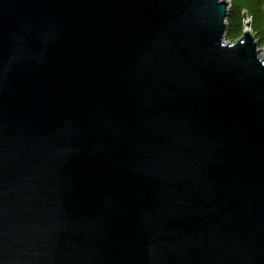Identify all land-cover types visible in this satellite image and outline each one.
Masks as SVG:
<instances>
[{
    "label": "water",
    "instance_id": "water-1",
    "mask_svg": "<svg viewBox=\"0 0 264 264\" xmlns=\"http://www.w3.org/2000/svg\"><path fill=\"white\" fill-rule=\"evenodd\" d=\"M230 0H0V264H264V47Z\"/></svg>",
    "mask_w": 264,
    "mask_h": 264
},
{
    "label": "trees",
    "instance_id": "trees-1",
    "mask_svg": "<svg viewBox=\"0 0 264 264\" xmlns=\"http://www.w3.org/2000/svg\"><path fill=\"white\" fill-rule=\"evenodd\" d=\"M243 10L247 11L246 17L251 18L252 31L260 47H264V0H230L226 40L234 42L242 35Z\"/></svg>",
    "mask_w": 264,
    "mask_h": 264
},
{
    "label": "rangeland",
    "instance_id": "rangeland-1",
    "mask_svg": "<svg viewBox=\"0 0 264 264\" xmlns=\"http://www.w3.org/2000/svg\"><path fill=\"white\" fill-rule=\"evenodd\" d=\"M262 54H264V52Z\"/></svg>",
    "mask_w": 264,
    "mask_h": 264
}]
</instances>
